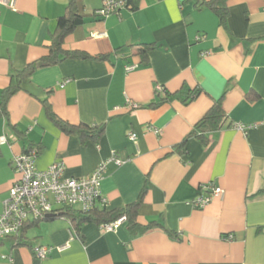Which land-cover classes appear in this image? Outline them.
Masks as SVG:
<instances>
[{"label": "crops", "instance_id": "0c3cea01", "mask_svg": "<svg viewBox=\"0 0 264 264\" xmlns=\"http://www.w3.org/2000/svg\"><path fill=\"white\" fill-rule=\"evenodd\" d=\"M104 1L77 0L84 21L64 48L110 58L37 68L9 100L8 116L0 115V214L18 178L16 155L37 147L38 170L62 161L66 176L82 178L115 152L123 163H110L102 181L106 209L123 208L146 189L137 222L153 226L142 232L125 219L105 231L88 222L77 234L65 216L44 219L21 242L0 238V264H264V0H228L225 24L194 0H133L136 7L102 16ZM68 4H0V99L12 73L49 54ZM143 43L155 44L145 60L136 53ZM183 86L202 92L188 104L149 105L160 88ZM44 99L71 124H105L100 142L62 131ZM219 99L222 127L207 142L190 137ZM210 183L222 194L195 206ZM38 247L50 252L39 257Z\"/></svg>", "mask_w": 264, "mask_h": 264}, {"label": "trees", "instance_id": "16d2710c", "mask_svg": "<svg viewBox=\"0 0 264 264\" xmlns=\"http://www.w3.org/2000/svg\"><path fill=\"white\" fill-rule=\"evenodd\" d=\"M185 1L188 2L192 0ZM194 3L198 8L207 7L211 9L218 15L222 24H225L227 22V18L229 16L228 0H194ZM128 4H132L133 7H136L133 0H128ZM83 21V16L78 10L77 0H69L66 14L59 18L57 28L52 34V44L49 47V54L41 58L40 60L30 63L26 67L12 73L10 85L2 91L0 99L1 116H8L7 105L9 100L19 90L24 88V83L31 77V75L36 71L37 68L43 66L56 65L62 63L66 59L105 60L110 58V55L108 54L91 55L88 52L82 50H68L64 48V42L66 37L71 34L78 25L82 24ZM154 48L155 44L153 43L139 44L136 53L140 55L142 59L145 60L148 58L149 52ZM201 92V88L190 89L188 86H183L181 90L176 92H170L168 90L159 89L158 100L151 102L149 105L151 107H158L162 104L171 102L172 100L179 98L182 99L185 104H188L194 101L200 95ZM43 103L51 119L58 125V127H60L62 131L69 134L78 135L80 141L83 144H86L89 141L95 144H98L100 142L101 138L104 135L105 124H71L66 120L61 119L53 112L52 107L48 102V99H44ZM226 115L227 114L222 106V100H216L210 110L196 123L193 130L189 134L190 137L197 136L207 142L206 134L210 131L220 129L223 125L224 120L227 117ZM185 141L186 140H184L181 145H178V149L184 145ZM145 192L146 189H143L136 201L126 205L123 208L107 210L106 207L97 206L92 210L84 211L79 207L67 206L59 209L58 212L55 214L56 217H67L72 224L74 232H76L77 234L80 233L81 227L84 223L94 222L99 225H102L104 223L115 221L121 218L122 216L126 217V220L128 221V224L131 228L139 227L143 232L153 226V224H150L142 227L137 222L138 209L143 202ZM44 219L48 220L53 218L46 217L42 219H37L35 221L27 222V224L23 228L21 235L18 237L15 236V238L21 237V240H19V242H21L22 238L24 237V232L30 226V224L36 223Z\"/></svg>", "mask_w": 264, "mask_h": 264}, {"label": "built area", "instance_id": "2783aa9c", "mask_svg": "<svg viewBox=\"0 0 264 264\" xmlns=\"http://www.w3.org/2000/svg\"><path fill=\"white\" fill-rule=\"evenodd\" d=\"M9 3L11 0H0V4ZM125 6H128V0H105L98 14L108 16ZM133 107H138V105L133 104ZM236 127L245 131L251 125L237 124ZM156 132L159 133V130L156 129ZM130 139L136 140L137 134L131 133ZM5 141V136L0 138L1 143ZM38 153V148L33 147L14 157L13 164L18 178L11 185L0 214V238L18 237L27 222L46 218L63 207L75 206L84 211L92 210L97 206L105 207L107 201L102 195L101 186L108 165L123 163V160L114 152L90 175L75 178L65 175V164L62 161L53 163L45 170H38L35 165ZM202 189L205 193H201L193 201L197 207H205L214 197L222 194V189L212 183L204 185ZM125 219L126 217L122 216L115 221L104 223L102 228L105 231H114ZM63 249L64 246L59 248V250ZM49 252L50 249L47 247L36 249L39 257H45Z\"/></svg>", "mask_w": 264, "mask_h": 264}, {"label": "water", "instance_id": "95a60500", "mask_svg": "<svg viewBox=\"0 0 264 264\" xmlns=\"http://www.w3.org/2000/svg\"><path fill=\"white\" fill-rule=\"evenodd\" d=\"M47 217L55 218L56 217V214H49Z\"/></svg>", "mask_w": 264, "mask_h": 264}]
</instances>
